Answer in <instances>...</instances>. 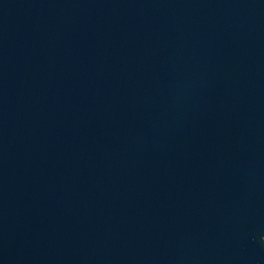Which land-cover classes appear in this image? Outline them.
<instances>
[{"label": "water", "instance_id": "water-1", "mask_svg": "<svg viewBox=\"0 0 264 264\" xmlns=\"http://www.w3.org/2000/svg\"><path fill=\"white\" fill-rule=\"evenodd\" d=\"M0 264H264V0H0Z\"/></svg>", "mask_w": 264, "mask_h": 264}]
</instances>
